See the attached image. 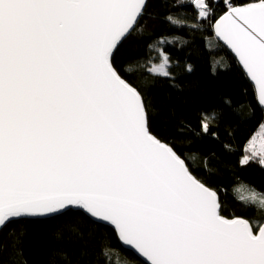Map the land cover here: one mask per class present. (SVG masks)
<instances>
[{"label": "snow or ice", "instance_id": "6c2138e0", "mask_svg": "<svg viewBox=\"0 0 264 264\" xmlns=\"http://www.w3.org/2000/svg\"><path fill=\"white\" fill-rule=\"evenodd\" d=\"M178 2L193 10L188 27L207 21L230 46L264 109V0ZM221 3L226 10L213 24ZM147 4L0 0V232L14 221L81 212L113 226L149 264H264V220L223 214L217 190L186 162L194 157L157 134L150 102L127 79L135 72L120 48L144 34ZM168 59L145 70L168 77ZM255 136L239 163L264 168V133L258 144ZM205 169L212 171L206 159ZM66 228L83 238L77 223ZM61 261L73 264L62 250L50 264Z\"/></svg>", "mask_w": 264, "mask_h": 264}, {"label": "trees", "instance_id": "16d2710c", "mask_svg": "<svg viewBox=\"0 0 264 264\" xmlns=\"http://www.w3.org/2000/svg\"><path fill=\"white\" fill-rule=\"evenodd\" d=\"M225 10L221 3L213 24ZM168 15L187 24H172L166 20ZM192 17L193 10L180 6L178 0H148L141 18V24H146L144 34L130 37L120 48L119 59L132 63L135 75L127 79L135 81L150 102L157 134L182 156L194 157L186 162L217 190L223 214L264 220V212L257 210L253 199L243 198L245 192L239 190L246 186L248 192L264 193V168L258 163H239L245 145L264 123V110L253 84L232 53L217 40L210 24L200 21V28L188 27L196 23ZM164 54L169 57L168 77L145 70L159 65ZM138 60L144 67L135 63ZM206 116L212 117L207 132L201 127ZM205 159L211 172L205 169ZM259 201L255 199L256 204ZM70 222L81 227L82 239L69 236L66 225ZM0 246H6L0 248L3 264H21L23 260L27 264H50L54 253L61 250L73 264H146L122 247L110 226L81 212L14 221L0 232ZM21 249L23 255L16 256Z\"/></svg>", "mask_w": 264, "mask_h": 264}, {"label": "water", "instance_id": "95a60500", "mask_svg": "<svg viewBox=\"0 0 264 264\" xmlns=\"http://www.w3.org/2000/svg\"><path fill=\"white\" fill-rule=\"evenodd\" d=\"M214 31V30H213ZM214 35H215V37L217 38V40L221 43V44H223L231 53H232V55L236 58V60L238 61V57L236 56V54L233 52V50L230 48V46H228L225 42H223L222 40H220L219 39V37L217 36V34L214 32ZM238 63H239V65L241 66V64H240V62L238 61ZM241 68H242V66H241ZM243 69V68H242ZM250 81V80H249ZM251 82V81H250ZM252 83V82H251ZM253 84V83H252ZM256 91V90H255ZM256 95H257V92H256ZM259 103V102H258ZM259 105H260V103H259ZM261 106V105H260ZM264 110V109H263ZM215 190V189H214ZM218 196H219V194H218ZM220 198V197H219ZM102 224H105V225H108V226H110L109 224H106V223H102ZM114 231H115V229H114V227L113 226H110ZM116 232V231H115ZM120 241V240H119ZM120 243H121V245H122V247L124 248V249H126V250H129V251H131V252H133L138 258H140L143 262H145L146 264H149V262L147 261V258H144V257H142L135 249H133V248H131L130 246H127V245H124V244H122V242L120 241Z\"/></svg>", "mask_w": 264, "mask_h": 264}, {"label": "rangeland", "instance_id": "374dc122", "mask_svg": "<svg viewBox=\"0 0 264 264\" xmlns=\"http://www.w3.org/2000/svg\"><path fill=\"white\" fill-rule=\"evenodd\" d=\"M162 63V62H161ZM168 64H169V60H168V62H167V65H166V67L168 66ZM261 133H264V128H260L259 127V130H257L256 132H255V134H256V136H255V139H256V141H257V144H258V142H259V138H260V134ZM252 138H253V136H252ZM251 138V139H252ZM247 189V190H246ZM239 190L240 191H242L243 193L245 192V196H243V198H249V199H253V197H254V191H252V193L251 192H248V190H249V188H247L246 186H241L240 188H239ZM256 193V196H255V199H259V200H261V199H264V197H261V196H259L258 194L259 193H257V192H255ZM260 202V201H259Z\"/></svg>", "mask_w": 264, "mask_h": 264}]
</instances>
